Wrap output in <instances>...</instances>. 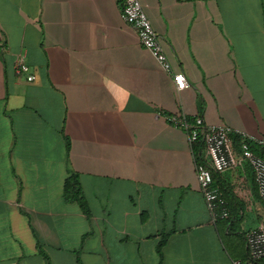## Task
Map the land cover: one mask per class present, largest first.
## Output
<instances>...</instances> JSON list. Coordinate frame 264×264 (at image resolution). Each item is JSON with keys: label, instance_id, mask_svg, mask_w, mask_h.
Wrapping results in <instances>:
<instances>
[{"label": "crops", "instance_id": "1", "mask_svg": "<svg viewBox=\"0 0 264 264\" xmlns=\"http://www.w3.org/2000/svg\"><path fill=\"white\" fill-rule=\"evenodd\" d=\"M141 2L183 90L117 0H0V264H159L161 240L162 264H237L166 116L264 140V0ZM70 170L91 218L64 198ZM219 177L241 231L264 223L250 166Z\"/></svg>", "mask_w": 264, "mask_h": 264}, {"label": "built area", "instance_id": "2", "mask_svg": "<svg viewBox=\"0 0 264 264\" xmlns=\"http://www.w3.org/2000/svg\"><path fill=\"white\" fill-rule=\"evenodd\" d=\"M121 6L124 21L132 26L139 42L150 51L161 68L172 77L176 88L183 90L190 85L187 74L173 68L170 59L161 43L160 37L143 7L141 0H117ZM15 68L20 73L28 74V80H35V74L24 58L18 57ZM167 119L187 132L188 142L194 155L196 175L199 189L210 212L211 221L216 223L219 218L229 215L227 202L219 187L213 186L212 170L224 173L239 166L248 164L258 187L259 196L264 203V156L252 143L264 145V140L253 137L243 131L235 130L227 124L208 123L203 116H195L193 121L184 113L170 114ZM241 136L240 149L235 146L233 135ZM204 144V162H199L194 153L195 143ZM247 246L252 260L264 258V223L246 231ZM242 264V260H237Z\"/></svg>", "mask_w": 264, "mask_h": 264}, {"label": "trees", "instance_id": "3", "mask_svg": "<svg viewBox=\"0 0 264 264\" xmlns=\"http://www.w3.org/2000/svg\"><path fill=\"white\" fill-rule=\"evenodd\" d=\"M201 105V104H200ZM194 117H189L190 121H193ZM236 148L240 149L241 136L238 134L233 135ZM67 146L70 148V138L67 137ZM253 148L257 150L262 156H264V145L252 143ZM194 153L199 162H204V144L197 142L194 145ZM219 172L212 170L213 186L219 187L223 198L227 202L229 209V215L226 218H219L216 225L220 231L221 237L229 250L231 256L237 260H242L243 264H264V258L259 260H252L247 246L246 231H241V223L243 220V203L233 192V189L224 184L219 177ZM255 182V181H254ZM256 184V183H255ZM257 186V184H256ZM258 189V187H257ZM64 198L68 202H77L84 214L91 218V209L89 202L83 192V188L79 179V174L73 170L69 171V176L66 178L63 190ZM259 194V192H258ZM86 236V234H85ZM165 241L161 240L157 246V252L160 256L159 264L163 262V247ZM45 257L48 259L47 254ZM79 263L81 261L79 259Z\"/></svg>", "mask_w": 264, "mask_h": 264}]
</instances>
